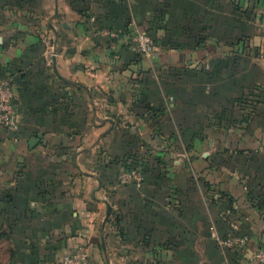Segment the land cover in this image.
I'll use <instances>...</instances> for the list:
<instances>
[{
	"label": "crops",
	"instance_id": "obj_1",
	"mask_svg": "<svg viewBox=\"0 0 264 264\" xmlns=\"http://www.w3.org/2000/svg\"><path fill=\"white\" fill-rule=\"evenodd\" d=\"M227 2L65 0L66 18L61 31L53 27L50 50L41 51L39 38L24 28L18 44L4 43L0 56H12L0 61V81L13 83L20 131L0 132V226L18 227L22 217L38 227L26 241L31 245L10 247L7 264H61L78 250L89 254L90 264H114L116 254L105 262V233L115 243L114 227H128L136 238L144 236L138 227L164 233L154 257L140 247L141 260L195 264L196 234L212 226L220 233L223 227L251 231L244 255L249 264L264 244V204L255 202L264 197V85L258 58L264 48L244 47L242 25L249 20L237 8L228 17L222 9ZM250 6L251 13L264 10V0ZM247 16L258 23L256 14ZM100 29L121 34L112 39ZM136 30L152 32L151 56L129 48L128 37ZM258 32L247 35L256 46ZM245 61L251 64L250 78L244 77ZM244 111L251 114L248 124ZM217 114L232 117L220 133ZM196 120L203 122L195 125ZM215 132L221 138L217 148L235 152L238 160L213 168L206 157L177 159L183 139L185 148L192 137ZM251 156L258 159L247 163L259 173L246 185L239 170ZM121 158L124 164L118 163ZM126 167L143 173L141 188L118 184ZM106 201L112 210L103 228ZM210 247L203 259H210ZM121 258L131 262L136 255Z\"/></svg>",
	"mask_w": 264,
	"mask_h": 264
},
{
	"label": "rangeland",
	"instance_id": "obj_2",
	"mask_svg": "<svg viewBox=\"0 0 264 264\" xmlns=\"http://www.w3.org/2000/svg\"><path fill=\"white\" fill-rule=\"evenodd\" d=\"M227 5H223V10L227 12L228 17H230L234 11L235 8H237V11L241 12L246 18H244L248 22H244L242 25L243 29L245 30V41H244V47H247V49H252L251 47H257V49L262 50L264 48V35H261L264 33V25L262 22V17H264V10L257 9L253 10L251 13V4L252 0H227ZM233 1V2H232ZM214 2V0H213ZM237 5H234L236 4ZM248 3V7H246ZM256 3V1H255ZM59 15L54 18L55 15V0H0V37L3 38L2 43H0V52L1 48H5V44L8 43L10 47L18 44L19 38H21V28H24L23 30L25 33H28L29 31L33 32L38 38V48L41 51L50 50V48L53 46L54 41V32L53 27H57L58 31L62 30L61 24L63 23V17L66 18L65 14V0H59ZM163 6H166L165 3H163ZM214 6V4H213ZM233 6V7H232ZM166 8H170L169 5H167ZM242 11H244L242 13ZM247 13L249 16L256 14L258 16V23L251 22L250 17L247 16ZM234 16V14L232 15ZM239 16V15H238ZM243 16V17H244ZM240 17V16H239ZM252 18V17H251ZM253 21V20H252ZM20 26V27H19ZM233 26V24L229 25ZM239 27V25H238ZM259 31L260 33V39L259 42H257L258 46H256V42H253L254 38L251 41V36L247 35H255L256 32ZM147 32V31H146ZM149 35L152 37L154 43L155 38L152 34V32L148 31ZM250 39V40H248ZM257 41V40H256ZM5 43V44H4ZM248 43V44H247ZM8 47V48H10ZM5 54V56H0V61L3 59L5 61V58L11 59V53L6 52L2 53ZM259 61H260V74H261V82L263 81L264 85V57L261 54V51L258 55ZM251 64L247 61H245V76L246 78L251 77V73H246L247 71H251ZM250 68V69H248ZM255 69V67H252ZM3 80V79H2ZM13 85V83H12ZM258 91V90H257ZM259 97L260 95L257 94ZM251 105V104H250ZM250 115L247 112H243L244 121L246 124H248V120L250 119ZM215 121H218L219 129L217 132L220 133V130H226L228 123L231 122V119H227L225 114H217L214 115ZM202 120L195 121V125H201ZM245 124V125H246ZM2 129V128H0ZM1 133H4V135H7L11 132H8L5 129H2L0 131ZM16 134V133H12ZM218 133L215 132V134L212 135H196L191 138L189 145H186L185 148L183 145L187 144L188 142L186 139H183L181 142L179 152V157L177 159L183 160V158H189V159H198L200 157H205V154L208 153L209 155L206 157L208 160H211L213 163V168L217 166L219 168L220 165H227L230 163H233L236 159L238 160L237 155L235 152H227V151H220L219 148H217V144L220 142V136ZM182 138H184L182 136ZM222 138L225 139V137L222 136ZM182 140V139H181ZM185 142V143H184ZM189 147V149H188ZM187 148V149H186ZM133 153L131 155H128L127 157H132ZM232 154V155H229ZM241 154V153H240ZM247 154H245L246 156ZM124 158V157H123ZM123 158L119 159L118 163H123ZM236 158V159H235ZM257 157L251 156L250 159H243L246 163L243 166V168L239 170L241 174L246 176L245 183L246 185H249L248 182L250 179H254L256 176V172L259 173V171H255L252 169L253 165H249L247 162L254 161ZM258 159V158H257ZM241 161V160H239ZM131 168H123V170H129ZM139 171L142 175L143 173L139 169H135ZM217 170V169H216ZM259 176V175H258ZM262 176V175H261ZM198 179V178H197ZM262 183H264V176H262ZM264 185V184H263ZM214 187L210 188L212 195L214 196L215 192H217V185H213ZM249 188V187H248ZM252 192V189H248V197L250 196ZM256 203H262L264 204V197H260L258 199H255ZM123 216V215H122ZM122 218V217H121ZM1 217H0V223H1ZM6 220H11L9 217H7ZM28 221V219H26ZM8 223V222H7ZM21 223L18 227H1L0 226V236L7 235L9 238L6 240L1 241L0 239V264H7L8 263V252L12 245H16L18 247H25L28 245H31L27 243V239L33 240V238L36 236L35 230H38V227L30 226L28 222H25L21 217ZM35 223V222H34ZM36 223H45V221L37 219ZM8 225V224H7ZM29 225V227H27ZM44 229L43 227H41ZM116 231L119 232L117 235V239L115 240V243H113V238H109V232L105 233L106 238V257L105 262L108 261L109 263L112 262L113 258L115 257L114 254H116L117 261L114 264H160L158 261L154 258L149 259H143L141 260V253H140V247L146 246L149 253L155 256L154 253H157L158 250H155L156 244L158 242H162L164 233H158L157 227H144V229H141L139 233L143 232L144 236L140 237L131 235L128 233V227H114ZM201 229V228H200ZM201 234H207L209 236V239L206 238L202 240L199 238V235ZM248 235L249 237L252 236L251 231L248 229H245L244 227H223L222 233L218 232L216 227H209V229L206 227V229L202 230V232L199 234L197 233L195 237L196 241V251L197 254L195 255V259L192 261H195V264H247L246 259L244 258L245 250L248 247V244L244 248L240 249H228L227 251L221 252L220 248L218 246V239H222L224 237H227L228 235ZM12 235V237H11ZM171 235L168 236L167 244L169 245V241ZM162 238V239H161ZM186 238H188L186 236ZM190 240L193 239L192 235L189 237ZM109 239V241H107ZM183 239V236H181V240ZM206 241H209L210 243H206ZM205 242V244H204ZM250 242V240H249ZM174 243V242H173ZM33 244V242H32ZM212 245L210 247V253L212 254L210 259H203L200 255H202L203 251L207 246ZM264 248V244L262 246H259V248ZM136 255V260H131L129 262L126 259L121 258L123 254H130ZM148 253V252H147ZM121 257L119 258V256ZM114 256V257H113ZM119 258V259H118ZM89 264H90V257H89ZM112 264V263H111ZM166 264H180V263H166Z\"/></svg>",
	"mask_w": 264,
	"mask_h": 264
},
{
	"label": "built area",
	"instance_id": "obj_3",
	"mask_svg": "<svg viewBox=\"0 0 264 264\" xmlns=\"http://www.w3.org/2000/svg\"><path fill=\"white\" fill-rule=\"evenodd\" d=\"M99 34L105 37L116 39L120 37L119 32L108 29H100ZM129 48L138 55L151 56L155 51V43L148 32L136 30L128 37ZM15 92L12 82L9 79L0 81V128L11 133L20 131V122L17 117L15 105ZM144 183L143 175L135 170H123L118 175V184L122 186L135 185L141 188ZM248 235H228L218 239V246L221 252L228 249L244 248L249 243ZM249 264H264V248L255 250L249 257ZM61 264H89V254L84 250H78L65 256Z\"/></svg>",
	"mask_w": 264,
	"mask_h": 264
},
{
	"label": "water",
	"instance_id": "obj_4",
	"mask_svg": "<svg viewBox=\"0 0 264 264\" xmlns=\"http://www.w3.org/2000/svg\"><path fill=\"white\" fill-rule=\"evenodd\" d=\"M56 2H57V0H56ZM58 13V5L56 4V14ZM1 40V39H0ZM54 66H55V68H56V61H55V59H54ZM56 74L58 75V76H60L59 75V73H58V71H57V69H56ZM40 138H42V135H40L38 138H36V139H33L31 142H30V145H33L35 142H37ZM209 154L208 153H206L205 154V157H207ZM98 181H99V184H100V187H101V185H102V183H101V181H100V179H98ZM106 206H107V213H106V217H105V220H104V223H103V228H105V226H106V224H107V222H108V220H109V218H110V215H111V210H112V207H111V204L108 202V201H106ZM103 246H104V240H103Z\"/></svg>",
	"mask_w": 264,
	"mask_h": 264
}]
</instances>
